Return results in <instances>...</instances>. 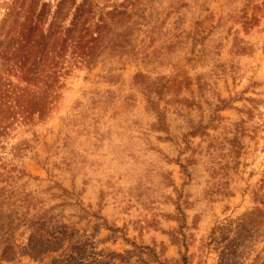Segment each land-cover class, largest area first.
Masks as SVG:
<instances>
[{
	"label": "rangeland",
	"instance_id": "obj_1",
	"mask_svg": "<svg viewBox=\"0 0 264 264\" xmlns=\"http://www.w3.org/2000/svg\"><path fill=\"white\" fill-rule=\"evenodd\" d=\"M67 263L264 264V0H0V264Z\"/></svg>",
	"mask_w": 264,
	"mask_h": 264
},
{
	"label": "trees",
	"instance_id": "obj_2",
	"mask_svg": "<svg viewBox=\"0 0 264 264\" xmlns=\"http://www.w3.org/2000/svg\"><path fill=\"white\" fill-rule=\"evenodd\" d=\"M77 252H79V251H78V249H77V251H76L75 253H77ZM67 259H69V260H70V259H73V257L69 256V258H67ZM51 261H52V262H54V261L56 262V261H57V259L55 258V259H53V260H51ZM67 264H68V263H67Z\"/></svg>",
	"mask_w": 264,
	"mask_h": 264
}]
</instances>
